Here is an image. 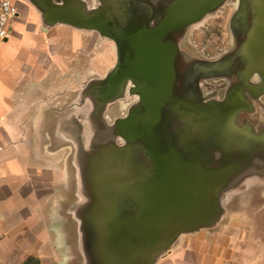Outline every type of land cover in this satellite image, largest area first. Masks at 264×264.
I'll use <instances>...</instances> for the list:
<instances>
[{"label":"flooded vegetation","instance_id":"flooded-vegetation-1","mask_svg":"<svg viewBox=\"0 0 264 264\" xmlns=\"http://www.w3.org/2000/svg\"><path fill=\"white\" fill-rule=\"evenodd\" d=\"M55 8L57 24L104 41L106 69L82 90L84 111L57 106V168L73 190L63 208L86 212L82 225L112 263L155 264L179 233L214 224L207 217L240 154L264 143V132L254 135L264 129V0H58ZM79 114L85 132L99 116L110 124L78 155L61 136L78 134Z\"/></svg>","mask_w":264,"mask_h":264},{"label":"crops","instance_id":"crops-1","mask_svg":"<svg viewBox=\"0 0 264 264\" xmlns=\"http://www.w3.org/2000/svg\"><path fill=\"white\" fill-rule=\"evenodd\" d=\"M12 1L17 15L0 44V264H120L97 252L86 212L61 202L73 190L57 168V56L81 34L57 24L58 0ZM155 264H264V245L214 223L180 233Z\"/></svg>","mask_w":264,"mask_h":264},{"label":"rangeland","instance_id":"rangeland-1","mask_svg":"<svg viewBox=\"0 0 264 264\" xmlns=\"http://www.w3.org/2000/svg\"><path fill=\"white\" fill-rule=\"evenodd\" d=\"M80 34L78 40L82 43L81 47L59 49L62 55L57 60V106H62V110L66 107L69 109L78 107V111H84L85 104H80L82 90L88 87L86 85L102 79L106 70L99 64L103 60L104 41L100 38L96 39V35L94 34L93 37L90 32L77 31V35ZM91 40L93 46L87 49ZM71 44L73 45V41ZM69 116L70 113H63L62 122ZM77 120L80 129L75 135L77 138L66 133L62 134L61 138L65 144L63 148H67V152L74 150L79 155V152L93 149L101 142L102 136L99 135V130L108 123V120L101 116L90 120L93 134L83 130L84 127H88L84 116L79 114ZM261 131L264 132V129L255 131L254 135L261 134ZM76 140L82 142L77 149ZM240 155L237 165L228 174V180L218 192L214 212L207 217V220L211 219L212 223L221 222L223 226H229L231 233L238 236L243 243L262 246L264 245V143L254 142L252 151L248 150V153L243 152Z\"/></svg>","mask_w":264,"mask_h":264},{"label":"built area","instance_id":"built-area-1","mask_svg":"<svg viewBox=\"0 0 264 264\" xmlns=\"http://www.w3.org/2000/svg\"><path fill=\"white\" fill-rule=\"evenodd\" d=\"M17 15V8L12 0H0V44L11 36V21Z\"/></svg>","mask_w":264,"mask_h":264},{"label":"water","instance_id":"water-1","mask_svg":"<svg viewBox=\"0 0 264 264\" xmlns=\"http://www.w3.org/2000/svg\"><path fill=\"white\" fill-rule=\"evenodd\" d=\"M185 6H186V5H184L183 7L185 8ZM199 8H200V6H197V5H196V6H194V8H190L189 11H190V13L193 12V11H198ZM55 9H56V8H55ZM184 10H185V9H184ZM56 12H57V11H55L54 9L52 10V13H56ZM178 12H179V13H182V9H180ZM181 15H183V14H181Z\"/></svg>","mask_w":264,"mask_h":264}]
</instances>
